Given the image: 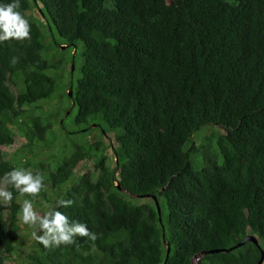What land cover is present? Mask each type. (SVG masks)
I'll return each instance as SVG.
<instances>
[{
	"label": "trees",
	"instance_id": "16d2710c",
	"mask_svg": "<svg viewBox=\"0 0 264 264\" xmlns=\"http://www.w3.org/2000/svg\"><path fill=\"white\" fill-rule=\"evenodd\" d=\"M18 11L29 36L0 42V177L23 169L43 186L33 198L5 185L13 196L0 204V264L18 244L19 198L46 200L95 235L47 248L33 237L28 264H256L264 0H20ZM57 96L65 105L46 112ZM73 108L74 130L65 125ZM205 126L198 149L194 135ZM17 138L24 161L5 151ZM90 161L93 170L77 175ZM249 234L260 247L202 254Z\"/></svg>",
	"mask_w": 264,
	"mask_h": 264
},
{
	"label": "clouds",
	"instance_id": "9594fccd",
	"mask_svg": "<svg viewBox=\"0 0 264 264\" xmlns=\"http://www.w3.org/2000/svg\"><path fill=\"white\" fill-rule=\"evenodd\" d=\"M20 0H10L9 3H3L0 0V42L9 39L23 40L29 36L30 25L20 11ZM16 62L15 58L11 61ZM0 184L10 185L17 190L21 195L28 194L31 197L35 196L42 189V177L37 174L33 175L29 171L23 169H13L0 177ZM12 192L6 188H0V198L4 201L12 200ZM72 203L71 200L60 201L63 206H68ZM20 221L33 228L32 236L44 247L59 246L61 244H71L75 236L88 237L95 239V235L90 233L87 226L82 223L73 222L71 226L68 223V218L55 208L48 209L39 215L33 208V202L30 199H24L20 207ZM36 228L42 231V235L36 234Z\"/></svg>",
	"mask_w": 264,
	"mask_h": 264
},
{
	"label": "rangeland",
	"instance_id": "374dc122",
	"mask_svg": "<svg viewBox=\"0 0 264 264\" xmlns=\"http://www.w3.org/2000/svg\"><path fill=\"white\" fill-rule=\"evenodd\" d=\"M167 1H171V0H167ZM30 13L34 17L39 18V13H38V11L36 9H32L30 11ZM79 53L80 52L78 50L77 54L79 55ZM80 64H81V58H79V63L76 66H74V68L76 67L75 68V72H74V77L76 79L79 78V76H80ZM61 72L63 73V81L68 80V78H69V68L66 67ZM64 101H65L64 98H61V97L57 96L52 101L44 103L43 106H44V109L46 110V112L54 113L56 111H60L61 110V108L65 105ZM70 108H72V107H70ZM67 111H69V110H67ZM76 113H77V109L73 108L72 114L65 119V125L67 126L66 128H69V129H72V130L77 128V125H75V123H74V118L76 116ZM207 127H209V126L202 127L197 132L198 134L195 133V135H194L195 140L198 142L197 145H199L198 149H201V145L200 144L204 141V140H201V139L205 135L210 133V129H208ZM54 130L57 133V136H56L57 137V141L55 139V141H56L55 145L59 146L63 142H65V138H64L63 133H61V131H59V129L55 125H54ZM98 135L99 134H98L97 130L91 132L90 134H86L87 140L88 141H93V140H95L98 137ZM21 144H22V140L17 138L16 143L12 147H9V148L5 149V151L7 152V155L12 157L13 159L16 158V159H21L22 161H24L26 156L24 155V152L20 151V145ZM109 156H110V154H109ZM43 157H44V155H39V156H37L35 158H32V159H38V158H43ZM196 158H199V159L203 158V156H202L200 151H199V153L196 154L195 157H193V159L197 162ZM197 163H201V162H197ZM93 167H94V162L93 161H90V162H87V163H82V164H80L77 167L76 173H77V175H80V174H82L84 172L92 171ZM0 188H5V185L0 184ZM47 191L49 193V190H47ZM41 201H42L41 203L33 204L34 210L39 215H41L43 212L47 211L48 207L50 205V203L48 201H46V200H41ZM19 202L22 205L23 200L21 198H19ZM0 204L5 209L8 206V203L6 201H4L2 198H0ZM18 225H19V228L16 231V236L18 238V244H17L16 250L13 253V256L9 260L8 264H28L27 261H26L25 256L30 251L31 246H32V242H33V239H32L33 238V236H32V227L23 224L20 221V219H19V224ZM263 246H264V244H263ZM262 264H264V262Z\"/></svg>",
	"mask_w": 264,
	"mask_h": 264
},
{
	"label": "water",
	"instance_id": "95a60500",
	"mask_svg": "<svg viewBox=\"0 0 264 264\" xmlns=\"http://www.w3.org/2000/svg\"><path fill=\"white\" fill-rule=\"evenodd\" d=\"M64 47H65V45H61V48H64ZM73 67L74 66H73V62H72V69H73ZM71 90H72L71 88L68 90V95L70 97L72 95L71 94ZM73 104L74 103L72 101L71 105H73ZM118 188L120 189V186H118ZM156 205H157V211H158V214H159L160 213V208H159V205L157 204V202H156ZM247 241H251V242H253L254 244H256L257 246L260 247V244H259V241H258L257 237L254 236V235H252V234H249V235L245 236L242 240H240L237 243H234L233 245H231L230 247H227V248H219V249H212V250L204 251V252H202V254L214 253V252H219V251L227 252V251H230L232 249H235V248L241 246L242 244H244ZM168 251H169V246L167 245V254H168ZM263 260H264V250L261 249L260 258H259V260H258V262L256 264H262Z\"/></svg>",
	"mask_w": 264,
	"mask_h": 264
}]
</instances>
